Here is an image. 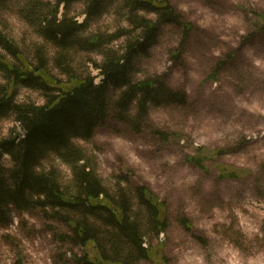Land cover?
<instances>
[{"label": "rangeland", "instance_id": "rangeland-1", "mask_svg": "<svg viewBox=\"0 0 264 264\" xmlns=\"http://www.w3.org/2000/svg\"><path fill=\"white\" fill-rule=\"evenodd\" d=\"M25 1L4 0L0 31L33 65L36 48L43 47L49 74L67 82L56 67V50L38 35L36 22L31 24L24 16ZM169 2L191 28L186 34L183 24L163 26L149 54L138 59L135 78L162 75L172 88L188 94L186 105L154 108L150 114L154 128L181 137L163 142L150 128L136 133L111 116L96 129L94 139L76 143L92 156L113 194L115 178L122 176L145 183L166 202L170 227L153 241L154 255L137 264H264V27L254 14H264V0ZM87 3L76 0L70 17L83 23ZM116 8L121 9L119 3ZM63 9L61 5V13ZM127 18V10L114 9L91 20L87 33L132 28ZM124 42L122 38L112 46L119 48ZM173 51L179 52L174 61ZM0 55L19 65L2 48ZM95 62H101L97 52L77 51L72 57L74 76H97L99 83ZM0 84L9 85L1 71ZM16 91L20 103H46L40 91L23 87ZM21 133L15 116L0 118V139ZM199 147L226 151L207 161L209 173L186 160ZM3 162L11 166L8 157ZM217 162L251 174L242 181L224 180ZM44 167L58 168L63 184L71 183L70 168L55 157ZM184 218L191 229L182 225ZM58 234H71V229L41 211L14 212L9 221L0 223V264H78L74 257L84 256L85 250L57 239Z\"/></svg>", "mask_w": 264, "mask_h": 264}, {"label": "trees", "instance_id": "trees-1", "mask_svg": "<svg viewBox=\"0 0 264 264\" xmlns=\"http://www.w3.org/2000/svg\"><path fill=\"white\" fill-rule=\"evenodd\" d=\"M75 1L26 0L23 7L28 22H36L38 35L56 50V67L68 77L67 82L49 74L43 47L36 48L37 64L33 65L14 40L0 31V48L19 63L14 65L0 55V71L9 83L0 84V118L15 116L23 130L0 139V223L9 221L14 212L41 211L71 229V234L56 238L85 250L84 256L74 257L78 264H137L154 255L153 241L170 227L166 202L145 183L122 176L115 178L113 194L104 185L92 156L76 141L94 139L96 129L111 116L136 133L150 128L163 142L181 137L154 128L150 114L154 108L186 105L188 94L172 88L162 75L135 76L140 58L149 54L163 26L183 24L187 34L191 25L182 23L169 0H87L86 19L79 23L69 14ZM3 3L0 0V5ZM117 3L121 9L116 8ZM114 9L127 10L132 28L113 34L87 33L91 20ZM254 14L264 27V14ZM122 38L124 45L112 46ZM77 51L101 56V62L94 65L99 83L97 76H74L72 57ZM170 57L177 60L179 52H171ZM17 87L40 91L46 103L18 102ZM225 152L199 147L186 160L209 173L207 161ZM5 157L11 166H5ZM51 157L70 168V184H63L58 168L44 167ZM215 167L224 180L242 181L251 174L219 162ZM181 223L191 229L186 218Z\"/></svg>", "mask_w": 264, "mask_h": 264}]
</instances>
